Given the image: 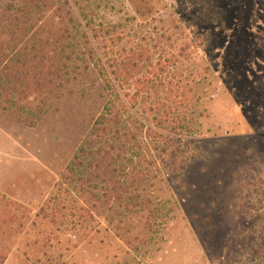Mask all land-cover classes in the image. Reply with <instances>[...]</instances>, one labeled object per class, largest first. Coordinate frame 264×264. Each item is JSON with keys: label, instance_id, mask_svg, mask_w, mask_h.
<instances>
[{"label": "rangeland", "instance_id": "1", "mask_svg": "<svg viewBox=\"0 0 264 264\" xmlns=\"http://www.w3.org/2000/svg\"><path fill=\"white\" fill-rule=\"evenodd\" d=\"M64 1L0 0V264H264V0ZM86 15L122 35L74 47ZM141 55L112 92L92 66ZM111 100L131 187L69 184Z\"/></svg>", "mask_w": 264, "mask_h": 264}, {"label": "trees", "instance_id": "2", "mask_svg": "<svg viewBox=\"0 0 264 264\" xmlns=\"http://www.w3.org/2000/svg\"><path fill=\"white\" fill-rule=\"evenodd\" d=\"M69 5H70L69 1L67 0L64 2H60V6H62V8H67L69 7ZM70 14L71 13L68 12V15ZM83 17H84V21H86L84 30H86L89 33V36L88 34H86L85 31L80 33V29H77L75 27H72V28L67 27L64 31L65 34L71 35L70 38L72 40V45L74 47H81L82 43H84L85 46L92 43L91 47L94 44L96 45V47H98L99 44L102 43L104 47L107 48V44L109 42H112L114 37H116V35L120 36L123 33V29H121L122 27L121 24L117 26L113 25V26L108 27V26L101 24L102 22L97 24V22L93 18L88 19L87 15ZM79 20L76 19V21H79ZM80 28H82V26ZM119 30L122 32H119ZM69 31H71L72 33H70ZM92 53H94V50L91 49V55ZM92 59L94 58L91 57V60ZM101 60L102 59H100L99 57L97 61L95 62V64H92V66L94 67L95 71L98 73L99 77L102 80H105L106 82L105 89L110 92H112V90L114 89V86L116 84L115 81L123 77V73L124 75L127 76V78L132 77L131 73L135 70L137 71V69H140V65H142V62H143L142 55L140 57V60L139 59H135V60L128 59L126 61L124 60L117 61L115 58L110 57L108 60L109 63H106V65L105 64L102 65ZM164 69H165L164 67L162 68L160 67L158 71L163 72L165 71ZM158 88L159 86L156 87L157 93H159ZM184 95H185L183 96L184 103H187L188 98L185 92H184ZM116 106H117V103L115 102V100H111L106 106V110L108 114L114 117H112L111 119H106L104 116H102L95 123L97 138L99 140H103L104 137L111 136V138L107 140L108 143L110 142V144H93L94 142L90 140L88 144L82 145L78 153L74 157V160L68 166L66 174L61 176L63 180H68L69 184H71L74 180L75 181L80 180L83 182V177L85 175V172L87 173L85 169V162L87 158H90L93 161L92 165L90 164V167H93V170L89 171V175L92 176L94 180L98 181L100 178H102V176L108 175V173L113 176L118 173L117 175L122 177L124 180V181H119L118 185L124 187L125 190L127 191L130 189L131 184L126 183L125 180L129 178V176L131 175V171L129 170L128 167L130 165H135L134 159L136 156L132 154L130 158H124L126 161L125 164H120V163L124 161L123 155L128 157L127 155L129 154L128 152L129 144L131 143L132 140H135L136 135L134 132L131 135V127L129 126L128 122L119 121V118L116 115L117 113L115 109ZM155 109L156 108H151V111L155 112L156 111ZM181 129H182V132L184 133L188 132L189 134L192 135V132L190 128L187 126V124L186 126H182ZM101 134H104V137H102ZM162 138L164 137L162 136ZM166 140H168L169 142V141H172L173 139L172 137L170 138L167 137ZM111 142H113V144H111ZM116 142L122 144V148H117L114 144ZM116 166H118L117 169H116ZM118 176H115V177H118ZM133 181L140 185L144 183V180L140 177L133 178ZM115 183L116 182L112 180L110 185L114 187ZM133 185L134 183L132 184V186ZM95 188H98V186H95ZM80 190H81L80 191L81 193L83 189L80 188ZM113 190H116V193L119 195V192H117L118 190L116 188L115 189L113 188ZM72 191L75 192V188H73ZM77 193L79 192H76V194Z\"/></svg>", "mask_w": 264, "mask_h": 264}]
</instances>
